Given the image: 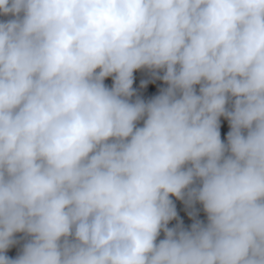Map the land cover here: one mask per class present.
Segmentation results:
<instances>
[{
  "label": "clouds",
  "instance_id": "9594fccd",
  "mask_svg": "<svg viewBox=\"0 0 264 264\" xmlns=\"http://www.w3.org/2000/svg\"><path fill=\"white\" fill-rule=\"evenodd\" d=\"M0 16V264H264V0ZM138 70L167 86L145 101Z\"/></svg>",
  "mask_w": 264,
  "mask_h": 264
},
{
  "label": "trees",
  "instance_id": "16d2710c",
  "mask_svg": "<svg viewBox=\"0 0 264 264\" xmlns=\"http://www.w3.org/2000/svg\"><path fill=\"white\" fill-rule=\"evenodd\" d=\"M5 19H6L5 17L0 16V20H5ZM143 81H147V83L142 87L141 85ZM105 84L108 87H111L112 79L111 78L106 79ZM166 86L167 85H165L162 80L153 79L147 70H138L137 72L134 73L133 89L136 91L137 95L140 98L144 99L145 101L151 99L155 95H158L159 90ZM132 99L134 100L135 97H133ZM220 124H221L220 126L221 140L226 143L227 133L230 130L229 123L225 118L221 117ZM170 198L173 200L176 206L178 219L183 222V225L186 228L190 227V225L193 222L192 219H190L188 216V211H190V209L186 208L183 201L177 200L175 197H170ZM195 207L199 213L198 218L202 221H206V215L202 210V206L197 204ZM176 224H177V220H173L169 223L168 227L170 228L174 227ZM16 239L18 243L13 245L8 250V252H11L10 254H8L10 258H15L18 255L24 243V236L22 233L17 234ZM158 239H163V233H161Z\"/></svg>",
  "mask_w": 264,
  "mask_h": 264
}]
</instances>
